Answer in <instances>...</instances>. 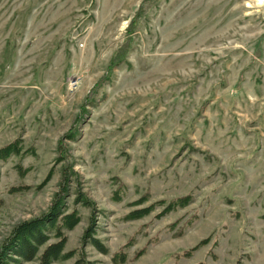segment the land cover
Segmentation results:
<instances>
[{
  "label": "rangeland",
  "instance_id": "rangeland-1",
  "mask_svg": "<svg viewBox=\"0 0 264 264\" xmlns=\"http://www.w3.org/2000/svg\"><path fill=\"white\" fill-rule=\"evenodd\" d=\"M16 138L0 244L62 207L52 264H264V0H0Z\"/></svg>",
  "mask_w": 264,
  "mask_h": 264
},
{
  "label": "trees",
  "instance_id": "trees-1",
  "mask_svg": "<svg viewBox=\"0 0 264 264\" xmlns=\"http://www.w3.org/2000/svg\"><path fill=\"white\" fill-rule=\"evenodd\" d=\"M20 148H22L21 141L17 138L2 145L0 147V160H5L11 155L19 154L21 151ZM57 195H60V193ZM113 198H119L118 192L114 193ZM138 200L143 199L140 198ZM163 202H165V200L155 201L146 206L144 210H148L156 204H161ZM187 203L188 196H178L166 201L164 209L167 211L171 208L184 206ZM60 210L61 212L59 210V212H55L53 219H51V217L49 219H44L43 221L40 220L35 228L29 229L28 232L25 231L22 235L17 233V229L20 226V224H17L7 238L0 244V264H25L27 261L31 262V264H52V262L57 261L62 256L61 242L64 243L65 241V230L70 226L69 222L72 218H75L74 214L76 213H65L62 207ZM128 214L132 217L139 216L138 211H132V213ZM75 216L77 215L75 214ZM52 232L54 236L57 237V241L55 243L47 244L42 251H39V247L43 244V242H40L39 238L46 233H49L50 236V233ZM200 243L202 242H199L198 244ZM53 247L56 248V250L49 252L48 250H51ZM115 253L117 254L112 255L115 262L121 261V257L122 261L125 259V256L120 251Z\"/></svg>",
  "mask_w": 264,
  "mask_h": 264
},
{
  "label": "built area",
  "instance_id": "built-area-1",
  "mask_svg": "<svg viewBox=\"0 0 264 264\" xmlns=\"http://www.w3.org/2000/svg\"><path fill=\"white\" fill-rule=\"evenodd\" d=\"M77 81H78L77 79H74L73 81L71 79H69V84L74 83V85H75L78 83Z\"/></svg>",
  "mask_w": 264,
  "mask_h": 264
}]
</instances>
